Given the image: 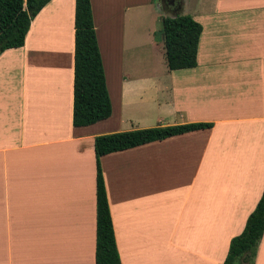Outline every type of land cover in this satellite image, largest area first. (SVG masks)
<instances>
[{
  "label": "crops",
  "instance_id": "obj_1",
  "mask_svg": "<svg viewBox=\"0 0 264 264\" xmlns=\"http://www.w3.org/2000/svg\"><path fill=\"white\" fill-rule=\"evenodd\" d=\"M178 1L91 0L112 104L93 124H73L75 0L0 54V264H95V137L191 122L212 125L101 156L115 241L121 264L223 263L264 188V0ZM153 3L201 24L195 67L140 38Z\"/></svg>",
  "mask_w": 264,
  "mask_h": 264
},
{
  "label": "trees",
  "instance_id": "obj_2",
  "mask_svg": "<svg viewBox=\"0 0 264 264\" xmlns=\"http://www.w3.org/2000/svg\"><path fill=\"white\" fill-rule=\"evenodd\" d=\"M50 0H0V54L23 46L31 21ZM73 124L85 126L108 118L112 104L94 28L91 0H75ZM202 26L192 16L177 13L162 18L163 46L170 70L193 68ZM191 122L97 135L95 264H121L100 163L101 156L173 135L211 127ZM264 232V188L241 233L231 238L222 264H254Z\"/></svg>",
  "mask_w": 264,
  "mask_h": 264
},
{
  "label": "rangeland",
  "instance_id": "obj_3",
  "mask_svg": "<svg viewBox=\"0 0 264 264\" xmlns=\"http://www.w3.org/2000/svg\"><path fill=\"white\" fill-rule=\"evenodd\" d=\"M140 10H143L144 12V15H143V25L145 26V29L142 31L141 33V37L142 39H144V43H147V38H146V35H147V27H151L153 32H152V35H154V37L156 38H159L162 36V21H161V18L158 19V21H155V18L157 16V8L155 7L154 3L153 5H151V7L147 6V7H143L142 9ZM139 10V11H140ZM138 12V8L137 9H134V10H130L129 12H127V16L128 17H133L135 16V14ZM155 17V18H154ZM150 31V30H149ZM148 48L147 46H145V50H143V57L146 58V57H149L148 56ZM114 77H111V84L112 82L114 81ZM127 128H130V123L128 122V125H126Z\"/></svg>",
  "mask_w": 264,
  "mask_h": 264
},
{
  "label": "flooded vegetation",
  "instance_id": "obj_4",
  "mask_svg": "<svg viewBox=\"0 0 264 264\" xmlns=\"http://www.w3.org/2000/svg\"><path fill=\"white\" fill-rule=\"evenodd\" d=\"M172 0H163V4L166 5L168 2H171ZM178 0H175V3L178 5Z\"/></svg>",
  "mask_w": 264,
  "mask_h": 264
},
{
  "label": "water",
  "instance_id": "obj_5",
  "mask_svg": "<svg viewBox=\"0 0 264 264\" xmlns=\"http://www.w3.org/2000/svg\"><path fill=\"white\" fill-rule=\"evenodd\" d=\"M181 7V6H180Z\"/></svg>",
  "mask_w": 264,
  "mask_h": 264
}]
</instances>
